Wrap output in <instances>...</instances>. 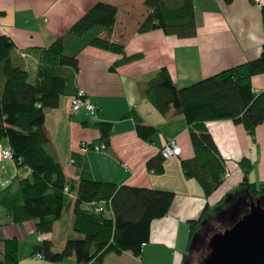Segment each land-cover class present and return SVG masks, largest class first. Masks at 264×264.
Instances as JSON below:
<instances>
[{
    "label": "crops",
    "instance_id": "crops-1",
    "mask_svg": "<svg viewBox=\"0 0 264 264\" xmlns=\"http://www.w3.org/2000/svg\"><path fill=\"white\" fill-rule=\"evenodd\" d=\"M99 1L116 7L112 40L120 42L125 54L135 58L117 65L120 53L92 46L80 52L75 86L83 89L98 107L96 116L87 115L83 108L74 112L72 97L64 96L56 109L46 110L47 147L61 162L66 177L75 183L78 167L68 161L73 156L84 159L98 181L170 190L175 194L168 214L152 221L150 238L139 256L129 250L110 252L102 264H183L184 260L188 264L195 240L189 242L190 220L199 218L206 204L217 206L204 223L213 224L216 231L223 221L231 220L234 206L249 199L244 189L237 190L244 177L239 165L242 158L253 164L247 174L248 182H264V123L255 128L252 138L241 123L230 119L206 122L229 171L219 188L207 197L197 180L186 178L181 167V160L193 157L184 117L172 111L160 114L142 90L162 67L177 86L184 87L258 58L264 41L261 5L251 0H194L197 32L190 38H178L161 29L138 31L149 12L144 0H0V36L15 45L12 52L17 65L28 68L35 65L43 48L61 37ZM251 85L255 92L264 90V73L252 76ZM99 121L111 123L109 144L101 151L81 150L82 141L97 145L104 142L93 125ZM136 123L154 127L155 131L149 138H142L137 134ZM175 138L181 146L180 154L166 158L161 172L147 169L146 162L160 153L166 141ZM4 148H9L6 139L0 145V192L30 171L27 166L3 158ZM72 210L73 204L54 222L50 233L38 234L34 221L15 224L7 208L0 205V249L3 239L16 237L19 264H78L74 256L50 262L32 253V247L43 239L53 245L56 242L61 251L69 239L77 236L71 226ZM199 234L200 231L195 237Z\"/></svg>",
    "mask_w": 264,
    "mask_h": 264
},
{
    "label": "trees",
    "instance_id": "trees-1",
    "mask_svg": "<svg viewBox=\"0 0 264 264\" xmlns=\"http://www.w3.org/2000/svg\"><path fill=\"white\" fill-rule=\"evenodd\" d=\"M144 6L149 12L139 24V32L161 29L178 38L196 34L194 0H144ZM261 13L264 34V4ZM116 16L114 5L106 1L94 3L61 37L42 49L32 80L28 68L13 63L15 45L6 36H0V145L5 137L14 156L12 162L30 169L26 177H17L14 185L0 192V205L7 208L13 223L32 220L36 233L47 234L73 204L71 226L77 236L69 239L61 251H55L48 239L32 247V253L42 254L50 262L74 256L78 264H102L106 253L127 250L139 256L150 238L152 221L166 216L174 201L175 194L170 190L98 181L89 164L73 156L79 172L75 183L66 177L61 162L47 147L46 110L56 109L64 96H73L79 89L75 76L80 52L92 46L120 53L117 65L135 58L127 56L123 45L112 40ZM259 73H264V41L258 58L193 84L177 86L165 67L145 82L142 94L160 114L172 111L182 115L188 124L193 157L181 160V167L186 178L197 180L207 197L223 182L226 165L206 122L230 119L241 123L253 138L255 128L264 123V90L255 92L251 85L252 76ZM93 125L99 130V139L109 144L111 123L99 121ZM135 126L142 138H149L155 131L141 123ZM164 161L159 153L146 162V167L161 172ZM239 165L244 177L237 190L244 189L264 206V182H248L247 174L253 166L248 159L242 158ZM65 187L76 194L74 199L64 192ZM99 205L104 208L102 212L95 210ZM237 208L239 216L246 211L243 203ZM216 211L217 206L206 204L199 218L190 220L189 242ZM225 224L228 226L230 221ZM18 246L16 237L3 239L0 264H19Z\"/></svg>",
    "mask_w": 264,
    "mask_h": 264
},
{
    "label": "water",
    "instance_id": "water-1",
    "mask_svg": "<svg viewBox=\"0 0 264 264\" xmlns=\"http://www.w3.org/2000/svg\"><path fill=\"white\" fill-rule=\"evenodd\" d=\"M249 199L243 215L234 206L230 224L212 233L203 264H264V206L260 199Z\"/></svg>",
    "mask_w": 264,
    "mask_h": 264
},
{
    "label": "built area",
    "instance_id": "built-area-1",
    "mask_svg": "<svg viewBox=\"0 0 264 264\" xmlns=\"http://www.w3.org/2000/svg\"><path fill=\"white\" fill-rule=\"evenodd\" d=\"M252 2H254L255 4L258 5H262L264 4V0H251ZM71 107L72 110L74 112H76L77 110L83 108L87 115L91 116V117H95L98 107L95 105V103H93V101L90 99V97L86 94V92L79 88L76 91V94L71 96ZM39 106V105H38ZM107 147L106 143L101 142L100 144H93L92 142H87V141H82L80 143V149L83 151H88L90 148L97 150V151H101V150H105V148ZM163 148L160 150V154L162 157H164L165 159L168 157H176L177 155L180 154L181 152V146H179L176 138L175 139H169L168 141L165 142V144L162 146ZM1 154L3 155V158H7L10 161H13L14 156L13 153L11 152V150L9 148H4L1 152ZM70 163H74L73 158L70 157L68 160ZM229 175V171L228 169L225 170L224 174H223V178H227ZM64 192L68 195L74 196L71 192H69L68 187L64 188ZM103 207L102 205L96 206L95 210L96 212H102L103 211ZM36 256L38 258H43L42 254L37 253Z\"/></svg>",
    "mask_w": 264,
    "mask_h": 264
},
{
    "label": "flooded vegetation",
    "instance_id": "flooded-vegetation-1",
    "mask_svg": "<svg viewBox=\"0 0 264 264\" xmlns=\"http://www.w3.org/2000/svg\"><path fill=\"white\" fill-rule=\"evenodd\" d=\"M249 197V196H248ZM248 201H250V199H248L247 200V202ZM244 205H245V207H246V203H244ZM208 223H206V224H204L202 227H201V229H200V234H199V236H196L195 237V240L193 241L194 243H193V246H192V251H194V252H191V255H190V258H189V262L191 261V260H193L192 258H194V257H198V258H200V260L199 259H197L196 261H197V263H199V264H203L202 262H203V258H204V255H205V253H207L206 251L208 250V244H207V240H208V238H209V236L210 235H212V233H213V228L215 227V226H213V225H207ZM207 225V226H206ZM225 221H223L222 222V224L220 225V228L222 229L223 227H225ZM228 225V224H227ZM219 228V229H220ZM219 229H217V230H219ZM197 242V243H196ZM196 253H201L199 256H197V255H195ZM202 253H204V254H202ZM191 259V260H190Z\"/></svg>",
    "mask_w": 264,
    "mask_h": 264
},
{
    "label": "rangeland",
    "instance_id": "rangeland-1",
    "mask_svg": "<svg viewBox=\"0 0 264 264\" xmlns=\"http://www.w3.org/2000/svg\"><path fill=\"white\" fill-rule=\"evenodd\" d=\"M32 62H33V61H32ZM13 63H14V64H17L16 61H15V58H13ZM28 69H29V73H30V74H29V77H31L30 80H32V79H33L34 72H35V71H34V70H35V66H34V64L30 65V66L28 67ZM4 139H6V138L3 137L2 141H3ZM64 215H65V214H64ZM64 218L67 220V219H68L67 215H65ZM207 225H213V224L208 223ZM207 225H206V226H207ZM225 226H226V225H225ZM223 228H224V227H223ZM223 228H222V229L220 228L219 230H223ZM219 230H216V231H219ZM212 231H213V233L216 232V231H214V228H213ZM210 237H211V235L209 236V238H210ZM209 238H208V239H209ZM208 242H209V241L207 240V244H208ZM196 243H197V242H196ZM53 248H54L55 251H60V248H58L56 242H55V244L53 245ZM206 252L208 253V250H207ZM207 253H205L204 257L207 255ZM200 254H201V253H199L198 255H197V254H195V255L199 256ZM202 254H204V253H202ZM192 259H193V260L190 259L191 261H190L188 264H199V263H197L196 260H197V259L200 260V258H198V257H194V258H192Z\"/></svg>",
    "mask_w": 264,
    "mask_h": 264
}]
</instances>
